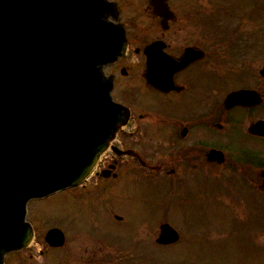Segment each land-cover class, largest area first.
I'll list each match as a JSON object with an SVG mask.
<instances>
[{"label": "flooded vegetation", "instance_id": "af4514ba", "mask_svg": "<svg viewBox=\"0 0 264 264\" xmlns=\"http://www.w3.org/2000/svg\"><path fill=\"white\" fill-rule=\"evenodd\" d=\"M105 1L107 6H102L100 13H107L108 39L123 42L124 47L104 72L112 77L113 100L128 108L129 118L94 172L81 186L68 190V206L82 204L92 230L79 226V215H69L63 224L41 222L36 216L41 209L32 202H45L56 195L31 201L28 214L35 216L30 220L35 232L33 243L39 242L42 248L36 247L34 253L29 245L7 255L4 264H150L144 254L151 244V197L142 191L153 180L162 182L168 191L157 214L162 221L158 227L177 217L180 224H190L192 231L193 223L184 219L175 203L196 200L197 217L201 198L198 186L218 185L213 199L220 204L213 213L224 208L229 212V222L221 231L222 223L212 216L207 227L209 238L226 242L233 231L248 233L252 248L262 247L264 229L254 213L258 214L257 207L263 205L264 135L248 129L264 121L260 73L264 67L259 69L264 46L259 35L261 24L248 26L260 22L259 6L264 11V0ZM253 58L258 60L253 62ZM147 74L161 75V87L150 83ZM137 80L156 99L142 101L138 90L129 86ZM241 90L254 94L227 107V95ZM183 191L192 194L181 195ZM248 192L256 193L255 197L250 198ZM99 209L104 210L101 228L96 225ZM253 218L254 227L249 226ZM32 221L49 225L43 237H38ZM51 228L63 232L61 246L45 243ZM109 231L132 232L134 242L117 245L98 235ZM82 232L109 248L95 242L97 248L88 250L79 240ZM180 240L181 236L177 243L160 246H174ZM51 253L55 255L52 258L48 257ZM211 259L225 263L219 255ZM210 263L217 264L214 260Z\"/></svg>", "mask_w": 264, "mask_h": 264}, {"label": "water", "instance_id": "95a60500", "mask_svg": "<svg viewBox=\"0 0 264 264\" xmlns=\"http://www.w3.org/2000/svg\"><path fill=\"white\" fill-rule=\"evenodd\" d=\"M101 6L105 0H0V264L33 237L27 202L83 182L128 119L103 72L124 44L108 39ZM146 78L161 87V75ZM253 94L236 91L225 103ZM249 132L264 134V122ZM46 240L60 245L63 235L51 229ZM177 240L160 226L157 243Z\"/></svg>", "mask_w": 264, "mask_h": 264}, {"label": "rangeland", "instance_id": "374dc122", "mask_svg": "<svg viewBox=\"0 0 264 264\" xmlns=\"http://www.w3.org/2000/svg\"><path fill=\"white\" fill-rule=\"evenodd\" d=\"M261 3V0H258V3ZM264 3V2H263ZM259 18H261L259 23H254L252 26H248L253 28L257 25L261 24L262 32L259 29V35L262 38L263 46H264V11L259 6ZM257 24V25H256ZM258 58H253L252 61L256 62ZM259 61L262 62V65L259 67H264V47H263V56H260ZM258 76V74H257ZM261 78V77H260ZM262 83L264 85V76L262 77ZM130 87H134L138 90V94L140 99L142 101L144 100H153L156 99L155 96L150 94L148 90H146L142 83H140L138 80L131 83L129 85ZM132 185H130L131 187ZM218 189V185H199V211L200 214L197 215V201L191 199H188L187 202L185 201H178V204L181 209V213L184 214V219L188 220L189 223H193V230L191 231V225H183L179 223V219L177 217H172L167 219V224L170 225L172 228L179 231V234L181 236L180 243L170 246V247H162L155 244V239L158 234V225L157 223L162 222L161 219L157 216L158 212L161 211V209L164 207L163 202L166 199V195L168 194V191L165 189V187L162 185V182L153 180L148 188L145 190L143 189L142 193L150 194L151 201L149 204L150 211H151V244L148 247V253L144 254L147 255V260L150 262V264H190L192 261H194L195 264H211L210 261L214 260L217 264L218 263L215 259H211L213 255H219L220 258H222V261L225 259V263L227 264V260H229V264H264V245L262 247L260 246H254L252 248V244L250 243L251 236L250 234H236L234 231L232 232V235L227 241L225 242L223 239L219 240H212L209 238V221L212 218L216 219V222L222 223L219 224L221 227V231H223L224 223L229 222V212L225 210L224 208L220 213H213L219 209V202L214 201L213 196L214 192ZM128 192L132 191L128 190ZM69 194L68 190H64L61 192L55 193L54 197L45 200V202H32V204L35 205V208L37 206L40 207L41 212L39 213V216L37 217L41 218V222H51V223H65V218L69 217V215L78 216L76 218L79 226L81 228L87 227V229L92 230L91 226L88 224L85 218L84 211L87 209L80 203L72 204L71 206H68L67 202V195ZM181 195H191V192H180ZM249 197L251 198L252 195L255 197L256 193L251 194L250 192L247 193ZM112 203V201L110 202ZM255 203V202H254ZM102 205L105 206V203H102ZM175 204H171L170 206L174 207ZM169 207V206H168ZM28 209H31L28 205ZM239 209V208H237ZM100 211L97 212L96 217V225L101 228L103 223L101 216H104V210L99 209ZM239 211H241L239 209ZM257 213H254V215L259 216V222L262 225V228L264 229V196H263V205L257 207ZM243 214V212H241ZM157 218L155 219V217ZM245 217L246 215L243 214ZM35 216L33 214H28V220H31ZM195 220L199 223V225L196 224ZM34 226L36 227V234L39 238L43 237L44 232L48 229V224H35L36 221H32ZM256 226V218L249 220V226ZM61 227V225H59ZM105 232V231H104ZM95 234H98L97 232H94ZM109 234L105 233H99L98 235L104 236L107 239H110V243L114 244H121L126 243L127 245L133 244L134 240L132 239V232H107ZM82 238H79L80 242L83 244H86L85 248L88 250H92L94 248H97V246H93L95 242H99L101 244V247L109 248V246L106 243H103V241L99 239H93L87 234H84L83 232L80 233ZM71 236V233L69 234ZM135 237L136 234H133ZM215 242H219L220 244H216ZM223 243V244H222ZM32 248H42L39 242L35 241L31 244ZM222 247V248H216ZM34 253H37V250L35 249ZM36 255V254H35ZM55 256L53 253L48 255V257ZM57 258V256H56ZM216 258V257H214ZM39 260V259H38ZM190 261V262H188Z\"/></svg>", "mask_w": 264, "mask_h": 264}]
</instances>
